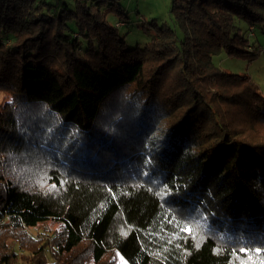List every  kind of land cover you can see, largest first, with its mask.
I'll return each mask as SVG.
<instances>
[{
  "label": "trees",
  "instance_id": "16d2710c",
  "mask_svg": "<svg viewBox=\"0 0 264 264\" xmlns=\"http://www.w3.org/2000/svg\"><path fill=\"white\" fill-rule=\"evenodd\" d=\"M171 12L129 47L121 0H0V264H264V133L224 102L264 92L214 59L260 54L264 0Z\"/></svg>",
  "mask_w": 264,
  "mask_h": 264
},
{
  "label": "rangeland",
  "instance_id": "374dc122",
  "mask_svg": "<svg viewBox=\"0 0 264 264\" xmlns=\"http://www.w3.org/2000/svg\"><path fill=\"white\" fill-rule=\"evenodd\" d=\"M67 1L72 3V0ZM172 2L173 0H121L123 8L128 14V19L124 22V25L119 26L118 30L120 34L126 33V39L129 47H134L137 44L142 46L149 39H151V34H154L155 31L153 26L150 25L152 22L157 23L158 25L164 24L177 29L176 20L171 12ZM108 19L113 23L117 20L114 13H110L108 15ZM245 28H247V26H245ZM251 30L253 33L249 40L251 43L255 41L256 47L254 48L251 46L249 49L251 48L250 50H255L257 48L260 50V54L255 59L250 60L244 57L230 56L225 52H220L214 57V59L216 64L225 71L246 75L248 74L264 92V31L260 28ZM7 98H10V94L6 91L0 90V104ZM248 100L249 98L246 95L244 97L241 96L240 103L243 107H239L238 104L233 103L234 100L230 97H227L224 102L235 117V121L237 120L240 124L252 127L251 129L255 134L264 133V123H260L258 120H253V118L249 115V105L246 103ZM7 164L13 166L12 170H14L15 173H17L16 168L18 169V177H25V174L22 172V170L25 171L22 164H14L12 159H8ZM29 171L33 173L34 180L37 184H47V178L38 175L36 167L28 169L26 173ZM26 179H28V177ZM51 226L54 228L57 227V224L49 221L45 224V228L36 226L29 229L36 235L47 236L46 231L49 230ZM10 239L12 238H8V240ZM34 247L35 245H30V248L33 251H36V247ZM24 250H26V248ZM26 251L29 253L28 250ZM116 255V264H130L120 251H118ZM17 264H26V262L24 260H20Z\"/></svg>",
  "mask_w": 264,
  "mask_h": 264
},
{
  "label": "snow or ice",
  "instance_id": "6c2138e0",
  "mask_svg": "<svg viewBox=\"0 0 264 264\" xmlns=\"http://www.w3.org/2000/svg\"><path fill=\"white\" fill-rule=\"evenodd\" d=\"M185 230H187V231H190V229H185ZM241 251H244L243 249H241ZM257 252H259L260 250L259 249H257L256 250Z\"/></svg>",
  "mask_w": 264,
  "mask_h": 264
}]
</instances>
